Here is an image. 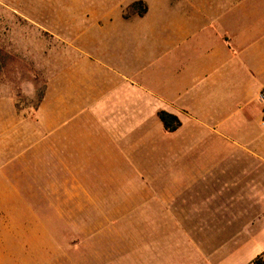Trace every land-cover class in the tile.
Here are the masks:
<instances>
[{
	"label": "crops",
	"instance_id": "obj_1",
	"mask_svg": "<svg viewBox=\"0 0 264 264\" xmlns=\"http://www.w3.org/2000/svg\"><path fill=\"white\" fill-rule=\"evenodd\" d=\"M146 1L0 96V264H264V0Z\"/></svg>",
	"mask_w": 264,
	"mask_h": 264
},
{
	"label": "rangeland",
	"instance_id": "obj_2",
	"mask_svg": "<svg viewBox=\"0 0 264 264\" xmlns=\"http://www.w3.org/2000/svg\"><path fill=\"white\" fill-rule=\"evenodd\" d=\"M146 2L0 0V96L12 99L17 110H33L43 99L49 81L60 72L61 49L66 44L62 38L72 41L83 31L92 36L100 25L110 23L119 29H147L156 21L141 22L132 16L122 19V13L142 14ZM85 35L82 40H87Z\"/></svg>",
	"mask_w": 264,
	"mask_h": 264
},
{
	"label": "trees",
	"instance_id": "obj_3",
	"mask_svg": "<svg viewBox=\"0 0 264 264\" xmlns=\"http://www.w3.org/2000/svg\"><path fill=\"white\" fill-rule=\"evenodd\" d=\"M159 116L168 130L173 131L177 129L178 126L181 124L179 118L176 115L169 113L165 110L161 111L159 113ZM257 264H262V262L258 261Z\"/></svg>",
	"mask_w": 264,
	"mask_h": 264
},
{
	"label": "built area",
	"instance_id": "obj_4",
	"mask_svg": "<svg viewBox=\"0 0 264 264\" xmlns=\"http://www.w3.org/2000/svg\"><path fill=\"white\" fill-rule=\"evenodd\" d=\"M259 98L264 103V87L260 91ZM262 124L264 125V119L262 120Z\"/></svg>",
	"mask_w": 264,
	"mask_h": 264
}]
</instances>
